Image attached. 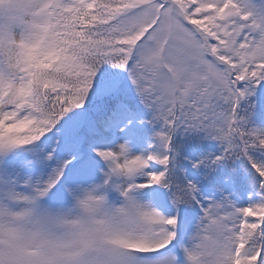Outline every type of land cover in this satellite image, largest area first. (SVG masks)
<instances>
[{"label": "snow or ice", "instance_id": "6c2138e0", "mask_svg": "<svg viewBox=\"0 0 264 264\" xmlns=\"http://www.w3.org/2000/svg\"><path fill=\"white\" fill-rule=\"evenodd\" d=\"M0 264H264V0H0Z\"/></svg>", "mask_w": 264, "mask_h": 264}, {"label": "clouds", "instance_id": "9594fccd", "mask_svg": "<svg viewBox=\"0 0 264 264\" xmlns=\"http://www.w3.org/2000/svg\"><path fill=\"white\" fill-rule=\"evenodd\" d=\"M105 181L101 180L96 182V184L85 186L82 188L76 196L73 197V207L76 209L77 213L81 215L84 219H88V213L82 207V202L88 201L89 199L103 200L105 207L109 205V194L103 192L101 188L105 185ZM100 185L101 187H97ZM103 218V212L97 215L94 219L99 221Z\"/></svg>", "mask_w": 264, "mask_h": 264}]
</instances>
